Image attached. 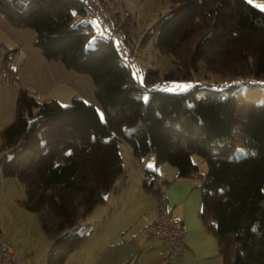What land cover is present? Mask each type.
Masks as SVG:
<instances>
[{
    "label": "trees",
    "instance_id": "1",
    "mask_svg": "<svg viewBox=\"0 0 264 264\" xmlns=\"http://www.w3.org/2000/svg\"><path fill=\"white\" fill-rule=\"evenodd\" d=\"M172 2L174 8L159 22L155 47L175 53L181 42H194L191 62L202 59L226 77L224 86L198 81L185 92L152 88L149 71L142 80L136 77L114 35L97 32L82 0H0V14L31 28L46 58L91 75L105 117L80 98L68 105L56 99L37 103L20 87L13 121L0 131L2 174L23 182L25 196L18 204L36 213L51 241L47 264H64L88 233L82 219L122 170L121 138L135 156L151 151L157 163L175 165L179 176L198 172L192 153L204 158L202 216L208 211L213 217L207 225L217 237L222 264H264V52L246 48L243 59L232 60L212 49L233 40L239 29L264 28V13L247 0ZM240 102H250L245 116L237 112ZM128 116L132 122H123ZM57 120L77 130L51 140L46 132L50 142L41 148L37 131L47 128L43 122ZM69 148L60 159L59 152ZM144 187L157 196L162 192L155 170L145 169Z\"/></svg>",
    "mask_w": 264,
    "mask_h": 264
},
{
    "label": "crops",
    "instance_id": "2",
    "mask_svg": "<svg viewBox=\"0 0 264 264\" xmlns=\"http://www.w3.org/2000/svg\"><path fill=\"white\" fill-rule=\"evenodd\" d=\"M0 28L10 34L11 45L16 47L10 50L9 64H12L19 50L26 52L18 67L12 68L15 71L14 79L7 72L0 84L3 128L11 123L9 121L15 114L20 87L34 97L38 91H54L55 86H65L70 92L76 91L72 94L86 103L93 104L104 120V112L95 96L96 87L89 73L68 67L59 58H46L34 44L35 32L31 28L11 24L2 14ZM37 63L45 65L41 64L42 68L36 71ZM52 99L58 100L57 97ZM118 142L122 170L112 188L82 219L81 225L88 228V233L66 255L64 264H163V244L149 237L151 224L156 217L157 194L144 187L145 169L156 171L157 182L169 200L170 214L182 222L185 231L186 248L169 264H222L217 237L207 225V222H213V217L208 211L207 218L202 216V183L208 170L206 160L192 153L191 159L198 165V172L179 176L175 165L168 161L157 163L151 151L137 157L125 138ZM26 214V217L29 216ZM36 220L39 223L38 218ZM5 221L0 220V230L9 236L16 254L22 258V264H47L50 239L46 236L41 246L28 245L25 232L19 231L15 224H5ZM33 227L35 233L43 231L40 223L39 227L36 223Z\"/></svg>",
    "mask_w": 264,
    "mask_h": 264
},
{
    "label": "rangeland",
    "instance_id": "3",
    "mask_svg": "<svg viewBox=\"0 0 264 264\" xmlns=\"http://www.w3.org/2000/svg\"><path fill=\"white\" fill-rule=\"evenodd\" d=\"M97 1L103 11L102 20L99 18H95L93 20V24L97 32L107 36V34L110 33L109 31L112 29L111 32L114 35L116 45L118 49L125 52L127 55L129 60L126 62L133 65V72L136 77L142 80L146 71H149V78L153 77L154 79L151 82L152 88L185 92L191 89L194 84L198 83V81L211 83L219 81L220 83H218V86H224L221 81L226 77L210 71L208 69V64L202 61V59L198 57L196 64L191 62L193 60L191 55H193L194 42H181L176 48L175 53H164L155 47L154 39L157 34L159 22L174 8L172 6V0ZM247 1L250 6L264 13V10H262V7H264V0H252L251 3L249 0ZM0 40H2L0 41V50L3 53L8 52L10 55V50L16 47H14L15 45H11L13 42L11 41L12 38L10 34L1 28ZM222 41L223 42H220L218 48L213 47L212 49H220L222 55L228 59H243L246 55V48H249V50L253 53L264 52V28H242L236 32L233 40ZM102 50L105 51V47H102ZM25 54L26 52H24V50H19L12 64L10 63V65L13 66L12 68L16 69L18 67V65L23 61ZM41 64L42 63H37L35 65L37 68L36 71L39 68H42ZM8 76L10 77L9 74ZM242 82L246 81L242 80ZM72 93H76V91L72 90L70 92L65 86H55L54 91H52V89H46L45 91L42 90L34 93V99L37 103H42L57 97L61 104L68 105L74 98H80L76 94ZM145 100H147V96L145 97ZM249 103L250 102H240L238 104L237 112L239 115H246ZM1 117L2 112L0 111V131L3 128L2 126H4L3 123L1 124ZM129 117L130 116L125 117L123 122H132L131 119L128 120ZM13 118L14 114L9 122H12ZM42 124L47 126V128H45L44 131L40 130L36 133L38 135L37 137L39 142L41 143V148L48 145L52 138H57L59 135H72L77 130V127H75L76 130H73V126L64 124L60 120L53 122L52 125H48V122H43ZM115 125L118 128L121 127V124L118 122H116ZM131 125L130 128H133L134 125L132 127ZM127 128H129V125ZM46 132H50V140L47 139ZM91 134L92 133H87L86 136L88 138H93L94 135ZM118 146H120V144H118ZM53 147L57 148L58 144H54ZM70 152V148L60 151V159ZM24 196L25 186L18 175L5 177L3 176L0 167V220H6L5 224L6 222H9L12 226L15 224L20 229L19 231L25 232L26 243H28V245L36 247L38 245L41 246L42 241H46L47 239L46 235L43 231L37 233L34 232L35 229L33 224L36 223L39 227V223L36 220V213L33 214V212H30L26 208H21V206H19L18 200ZM25 214L29 216L26 217Z\"/></svg>",
    "mask_w": 264,
    "mask_h": 264
},
{
    "label": "built area",
    "instance_id": "4",
    "mask_svg": "<svg viewBox=\"0 0 264 264\" xmlns=\"http://www.w3.org/2000/svg\"><path fill=\"white\" fill-rule=\"evenodd\" d=\"M82 2L95 18L103 19V11L97 0H82ZM111 30L109 32L112 34ZM120 53L125 61L129 60L125 52L120 50ZM6 74V54L0 50V84ZM149 237L163 244L164 254L161 261L163 264H169L186 248L183 224L170 214L169 200L163 192L156 196V217L151 224ZM0 264H22V258L16 254L9 236L2 230H0Z\"/></svg>",
    "mask_w": 264,
    "mask_h": 264
},
{
    "label": "snow or ice",
    "instance_id": "5",
    "mask_svg": "<svg viewBox=\"0 0 264 264\" xmlns=\"http://www.w3.org/2000/svg\"><path fill=\"white\" fill-rule=\"evenodd\" d=\"M249 2L251 3V2H252V0H249ZM262 10H264V7H262Z\"/></svg>",
    "mask_w": 264,
    "mask_h": 264
}]
</instances>
